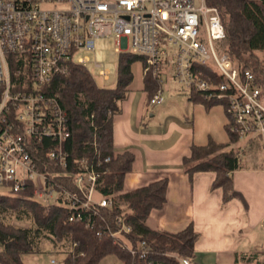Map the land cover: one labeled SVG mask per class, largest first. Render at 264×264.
Instances as JSON below:
<instances>
[{
  "label": "built area",
  "instance_id": "built-area-1",
  "mask_svg": "<svg viewBox=\"0 0 264 264\" xmlns=\"http://www.w3.org/2000/svg\"><path fill=\"white\" fill-rule=\"evenodd\" d=\"M50 6V7H44ZM112 38L115 52L144 57L142 73L160 75L171 60L170 78L191 95L218 101L228 117V130L238 139L256 135L264 145V102L250 71L239 72L223 50L225 32L216 8L205 0H0V186L19 192L32 186V199L59 203L72 210L69 220L80 221L97 208H110L111 195L99 191V166L64 150L69 138L67 118L45 89L72 65L87 67L95 39ZM210 69L220 81L201 77ZM98 76L110 80L108 71ZM159 82L162 83L161 79ZM162 89L149 104L160 105ZM49 138L46 158L62 169L74 191H58L38 170L32 146ZM121 230L130 228L118 220ZM120 231L111 233L118 235ZM143 244V243H142ZM181 264H190L180 259ZM55 264V260H50Z\"/></svg>",
  "mask_w": 264,
  "mask_h": 264
},
{
  "label": "trees",
  "instance_id": "trees-1",
  "mask_svg": "<svg viewBox=\"0 0 264 264\" xmlns=\"http://www.w3.org/2000/svg\"><path fill=\"white\" fill-rule=\"evenodd\" d=\"M208 6L217 9L225 40L223 50L237 65L239 72L250 71L254 83L261 90L264 102V70L261 53L264 51V0H205ZM144 61L141 55L131 52L118 54L114 86H98L89 69L72 65L66 76L55 78L45 89L54 96L67 118L69 138L63 143L64 150L73 156H86L91 163L108 157L107 163L99 166L103 195H111L114 204L110 208H97L90 215L91 227H85L88 213L81 211L80 221L69 220L72 210L59 203L44 204L32 199V186L19 192L4 187L0 192V264H26L22 256L38 253L41 246L61 253L62 264H100L108 259L111 264H181L185 258L190 264L195 261V245L199 233L188 225L176 233L153 230L145 225L152 209H159L166 200L167 177L128 191L123 190V179L132 170L133 154L130 150L115 152L112 146V118L120 111L133 81L131 65ZM204 79L220 78L207 68H202ZM160 76L152 69L143 76L147 101L160 89ZM193 102L205 107L221 104L205 101L201 94L188 96ZM228 143H220L208 137L203 145L192 144L190 154L183 157L182 169L191 177L198 172H213L211 189H219L221 202L239 200L244 208L241 194L233 189L232 172L240 169L237 149L225 150L238 138L228 130ZM52 146L49 138H43L32 146V156L38 170L46 175L49 184L62 191L75 188L66 175L69 168L62 169L46 158ZM123 202L124 208L116 205ZM121 220L130 228L124 232L118 224ZM25 223V226L14 224ZM120 231L118 235L111 233ZM143 243V244H142ZM261 259H258V257ZM237 261L264 264V251L237 254Z\"/></svg>",
  "mask_w": 264,
  "mask_h": 264
},
{
  "label": "crops",
  "instance_id": "crops-1",
  "mask_svg": "<svg viewBox=\"0 0 264 264\" xmlns=\"http://www.w3.org/2000/svg\"><path fill=\"white\" fill-rule=\"evenodd\" d=\"M261 57L264 70V51ZM162 71L166 72L164 68ZM131 72L135 85L130 84L126 99L119 105V113L112 118L114 151L130 150L134 157L132 170L123 179V190L167 177L166 200L161 208L150 211L145 225L168 233L192 225L199 233L195 245L198 264H256L237 261L236 255L264 251L263 248L249 251L248 244L240 243L238 237L241 230L249 233L255 228L264 230V145L252 134L228 144L225 150L234 148L239 152L240 169L232 172L231 178L233 189L241 194L245 208L237 199L221 202L220 190L211 189L213 172H198L189 177L182 169V159L190 154L191 145L205 143H196L195 133L186 122L164 111L150 113L152 105L147 101L139 61L131 65ZM166 74L165 88L171 87L178 94L186 95L187 100L181 103L189 110L193 101L170 78V72ZM196 102V107L202 108L203 104ZM248 148L251 151L245 154Z\"/></svg>",
  "mask_w": 264,
  "mask_h": 264
},
{
  "label": "rangeland",
  "instance_id": "rangeland-1",
  "mask_svg": "<svg viewBox=\"0 0 264 264\" xmlns=\"http://www.w3.org/2000/svg\"><path fill=\"white\" fill-rule=\"evenodd\" d=\"M44 7H50L44 5ZM81 56H87L90 58L91 62L100 64V67H95L92 63L88 64L87 68L92 75L95 76V81L98 86H114L116 79V68L118 55L115 52V43L112 38H97L95 39L94 56L88 54H82ZM171 69V60L165 65L163 72L159 75L162 80L161 87L163 88L164 101L157 106H151L149 108L150 113H156L158 110L164 111L173 117L178 118L181 122H186L194 133L196 138V143L203 144L207 141L208 137L216 139L218 142H227L228 134L225 130V124H227V115L225 114L222 104H214L209 107L201 105L202 108L196 107L197 102H191V108L189 110L185 109L181 101L187 100V96L184 94H178L171 87L166 89V76ZM101 70L108 71L110 80L103 81L98 73ZM133 85H135V79ZM172 85V82H169ZM174 83V82H173ZM163 113V112H162ZM259 146V145H258ZM261 149V146H259ZM251 148L245 151L250 152ZM243 156L244 152H240ZM246 162V158L243 161ZM0 192H6L4 187L0 186ZM116 205L124 208L123 202H116ZM19 226H25V223L18 221L13 222ZM240 238V243L248 244L249 251H253L256 248L264 249V230L255 228L251 233L241 230V234L238 236ZM247 246V245H246ZM64 256L61 253H56L51 251L49 246H41V250L34 254H25L22 256L23 261L26 264H51L50 260L54 259L55 264H62ZM108 259H103L100 264H105Z\"/></svg>",
  "mask_w": 264,
  "mask_h": 264
}]
</instances>
